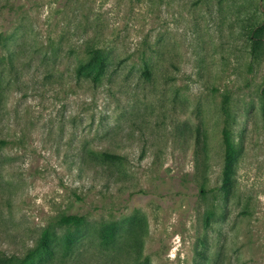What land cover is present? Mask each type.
<instances>
[{
    "label": "rangeland",
    "instance_id": "1",
    "mask_svg": "<svg viewBox=\"0 0 264 264\" xmlns=\"http://www.w3.org/2000/svg\"><path fill=\"white\" fill-rule=\"evenodd\" d=\"M263 87L264 0H0L1 249L77 213L49 264H264Z\"/></svg>",
    "mask_w": 264,
    "mask_h": 264
},
{
    "label": "trees",
    "instance_id": "2",
    "mask_svg": "<svg viewBox=\"0 0 264 264\" xmlns=\"http://www.w3.org/2000/svg\"><path fill=\"white\" fill-rule=\"evenodd\" d=\"M89 59L85 63L77 66V70H87L92 68V77L94 80H99L106 71L108 65L107 54L99 47H90ZM262 97L264 101V87L262 88ZM228 96L225 95L221 105L223 113V127L221 130L222 143L224 149V163L222 168V185L223 190L228 188L230 177L233 172V161L238 151V145L232 137L231 125L232 119L227 105ZM8 143L6 136L0 133V149ZM105 154L110 157H123L121 153L105 151ZM213 217L211 211L206 213V222ZM84 220L82 214L70 213L62 214L56 224L49 222L45 225L39 235L38 241L33 248L22 252H6L0 247V264H49V262L58 261V263L68 262V256L71 252V246L74 242V228L81 225ZM58 225L64 231L62 234L63 251L58 253L51 245L52 236L55 232V227ZM115 228L113 224L105 226L99 233L100 243L104 247H109L114 241Z\"/></svg>",
    "mask_w": 264,
    "mask_h": 264
}]
</instances>
